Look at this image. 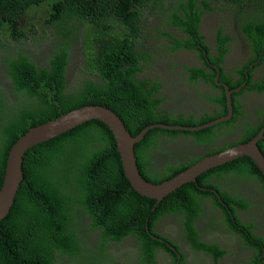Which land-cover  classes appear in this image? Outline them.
<instances>
[{
  "label": "trees",
  "instance_id": "1",
  "mask_svg": "<svg viewBox=\"0 0 264 264\" xmlns=\"http://www.w3.org/2000/svg\"><path fill=\"white\" fill-rule=\"evenodd\" d=\"M210 1L213 6L220 0ZM229 1L239 4L241 15L244 9L240 4L253 0ZM36 6L41 7L37 14ZM147 7L163 13L162 26L150 24ZM203 8H210L209 0H0V64L14 92L13 96L0 93V185L9 149L17 137L73 107L85 103L109 106L133 135L151 122H168L165 112L154 106L160 100L155 97L157 86L148 87L149 78L138 77L155 55L150 47L154 35L148 28L162 36V48L168 41L172 42L170 49L183 44L196 46ZM33 13L45 18L50 35L55 36L43 55V64L23 44L28 39L26 24ZM245 16L240 28L258 53L264 50V8H247ZM168 26L180 30L184 37L176 39ZM30 31L34 42L39 37L46 42L50 37L45 31ZM73 44L79 49L74 64L77 78L69 80L66 63ZM71 61L73 64L72 56ZM193 70L197 75L198 70ZM223 96L219 97L224 102ZM171 120L195 123L181 118ZM177 131L199 134L191 128L157 125L134 143L138 168L145 178L159 182L202 156L171 164L161 177L152 175L147 147L153 144L157 132ZM22 166L24 177L14 202L0 219V264H104L109 258L108 241H119L130 234L141 245L139 263L157 264L158 246L173 251L152 235L153 224L162 212L177 210L180 205L189 214L187 228L193 246L211 252L216 259L224 249L199 241L191 223L196 210L191 211L193 204L188 199L197 194L207 175L230 169L255 175L264 189L261 170L250 156L242 155L202 171L196 180L182 183L155 204L156 198L136 191L125 176L113 132L98 118L31 145ZM230 200H236V196H230ZM226 214L229 225L243 235L244 242L256 245L247 237V233L253 236L251 223L247 230L240 229L235 226L234 219L239 220L236 213ZM88 233L96 234V240L85 247L82 240Z\"/></svg>",
  "mask_w": 264,
  "mask_h": 264
},
{
  "label": "flooded vegetation",
  "instance_id": "2",
  "mask_svg": "<svg viewBox=\"0 0 264 264\" xmlns=\"http://www.w3.org/2000/svg\"><path fill=\"white\" fill-rule=\"evenodd\" d=\"M209 3L210 8H203L201 13L198 32L202 37L197 35L196 46L183 44L170 49L172 42L168 41L166 46L163 44L161 52L154 49L157 59H149L148 66H143L138 74L139 78H149L148 87L157 86L154 88L155 97L160 100L154 106L170 118L168 122L151 123L177 125L162 127L178 130L187 128L181 125H191L189 122L171 120L181 118L194 121L191 126H198L191 129L199 134L157 132L153 144L147 147L149 171L156 177L163 176L171 164L202 155L201 158L220 148L247 142L261 130L263 135L258 138L257 144L264 153V50L257 53L240 25L232 27L227 20L216 24V19H211L212 32H204L201 26L213 9L210 0ZM228 14L235 15L233 19L238 24L246 17L245 11L237 15L228 10ZM242 32L245 39L241 36ZM173 33L176 39L184 37L180 30ZM71 55L72 46L66 63V78L76 79ZM3 67L0 93L13 96L11 80ZM194 68L198 70L197 75H194ZM222 94L224 102L219 97ZM213 148L216 151L206 154ZM204 182L197 192L200 196L194 194L188 199L193 204L191 211L196 210L191 223L200 242L216 244L224 252L215 259L211 252L193 246L188 236L189 214L181 209L183 205L177 210L169 209L160 214L162 208L153 224L152 235L171 248L173 254L158 246L155 254L157 264H264V189L261 181L255 175H244L230 169L219 175L209 174ZM230 196H236V200H230ZM232 211L239 217V220L234 219L236 227L247 230V224L251 223L253 236L247 233V237L256 245L245 243L243 235L229 225L226 212ZM123 216L124 213L121 214ZM96 232L99 233V230ZM93 235L96 237L93 233L84 235L82 241L85 247L96 240ZM107 245L109 258L104 260V264H141V245L135 236L125 235L119 241H108ZM257 251L259 254H256ZM59 260L63 263L60 257Z\"/></svg>",
  "mask_w": 264,
  "mask_h": 264
},
{
  "label": "water",
  "instance_id": "3",
  "mask_svg": "<svg viewBox=\"0 0 264 264\" xmlns=\"http://www.w3.org/2000/svg\"><path fill=\"white\" fill-rule=\"evenodd\" d=\"M229 106L231 109L230 104ZM92 118L102 120L112 130L116 140L117 149L120 153L125 176L128 178L136 191L156 198L155 204L162 197L170 191L176 189L182 183L189 180H196L197 175L202 171L243 154L250 155L255 160L264 175V153L257 144L258 138L263 135V130H261L247 142L237 143L219 151L207 154L189 164L174 175L159 182H153L145 178L138 168L134 143L143 138L147 130L151 127L157 125L177 127V125L162 122L149 123L137 134L133 135L126 127L119 114H117V112L111 107L98 103H85L31 126L25 132L21 133L20 136H18L13 142L6 158L3 180L0 185V219L10 210V207L14 202L17 189L24 177L22 162L27 148L41 140L48 139L54 135L62 133L73 126ZM207 124L208 123H205L204 125ZM181 127L196 129L198 126L181 125Z\"/></svg>",
  "mask_w": 264,
  "mask_h": 264
},
{
  "label": "rangeland",
  "instance_id": "4",
  "mask_svg": "<svg viewBox=\"0 0 264 264\" xmlns=\"http://www.w3.org/2000/svg\"><path fill=\"white\" fill-rule=\"evenodd\" d=\"M243 7V11H245L247 8L250 7H254V9H260V8H264V0H253V1H249L247 3H243L240 4ZM41 7H35V13L37 11H40ZM228 10L231 13H236L238 15V10H240V6L238 3H234L232 1L229 0H220V1H215L213 3V9L208 13V15L205 17L203 24L201 26V29L206 32V33H211L212 32V22L211 19H216V24H222L224 23L226 20L231 24L232 27H239V24L237 21H235L233 19V17L235 15H229L228 14ZM35 13H33V19L30 20L29 24L27 25V28L25 29L27 31V38L26 42H24L23 44L26 45L28 50H32L36 55L37 58L40 62H42V64L44 63L43 61V55L45 53V51L49 48V46L51 45V41L54 40L55 36H53L52 34L50 35V27H49V23L45 20V18H42L41 16H37ZM29 14V13H28ZM146 16L148 18V21L150 22L151 25L154 26H159L162 23V18H163V13H159L156 12L155 10H153L150 7L146 8ZM236 25V26H235ZM162 26V25H161ZM35 28L36 31H38L39 33L42 34L43 31H45L50 37L49 39L44 42L45 40H43V38H40L34 42L33 38H32V34L30 29ZM172 31H177V28L171 27L170 28ZM148 31L150 33H152L154 35L153 37V41L150 42V47L152 48V50L156 49L157 51L161 52L162 51V44L161 42L163 41L162 36L156 31V29L152 28L149 26ZM6 35V40L8 42H10L9 36L7 34H3V36ZM40 35V34H38ZM244 39L245 37L243 36V32L241 35ZM79 52V49L74 46H72V60H73V64L74 65L76 63V57L77 54ZM155 57H152V61H155L157 59V54L155 53ZM75 58V60H74ZM75 67V65H74ZM76 68L79 69L80 68V63L76 65ZM76 72V70H75ZM0 75H2V66L0 64ZM69 80H73V79H69ZM2 80L0 79V82ZM94 236V235H93ZM95 237V236H94ZM96 238V237H95ZM125 264V263H124Z\"/></svg>",
  "mask_w": 264,
  "mask_h": 264
},
{
  "label": "clouds",
  "instance_id": "5",
  "mask_svg": "<svg viewBox=\"0 0 264 264\" xmlns=\"http://www.w3.org/2000/svg\"><path fill=\"white\" fill-rule=\"evenodd\" d=\"M196 161V160H195ZM193 163V162H192Z\"/></svg>",
  "mask_w": 264,
  "mask_h": 264
}]
</instances>
